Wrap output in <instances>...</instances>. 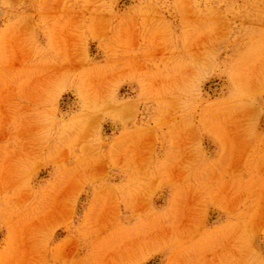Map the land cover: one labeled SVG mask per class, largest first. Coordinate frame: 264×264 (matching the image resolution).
<instances>
[{
	"label": "rangeland",
	"instance_id": "rangeland-1",
	"mask_svg": "<svg viewBox=\"0 0 264 264\" xmlns=\"http://www.w3.org/2000/svg\"><path fill=\"white\" fill-rule=\"evenodd\" d=\"M0 264H264V0H0Z\"/></svg>",
	"mask_w": 264,
	"mask_h": 264
}]
</instances>
